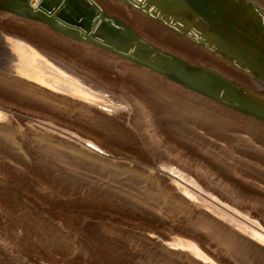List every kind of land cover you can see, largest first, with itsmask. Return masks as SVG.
<instances>
[{
  "label": "rangeland",
  "instance_id": "obj_1",
  "mask_svg": "<svg viewBox=\"0 0 264 264\" xmlns=\"http://www.w3.org/2000/svg\"><path fill=\"white\" fill-rule=\"evenodd\" d=\"M105 1V11L109 12L112 4ZM256 1L264 12V0ZM112 6L109 15L113 12L110 16L135 28L134 32L141 37L145 34L142 38L148 36L147 41L156 47L191 64L197 63L181 56L174 47L171 49L167 44H159L160 40L157 42L156 29L182 40L175 31L163 29L135 14L148 27L156 28L154 31L141 29L127 23V16H134V13L123 6ZM0 19V29L9 31L11 27L21 26L41 37L53 38L51 42L56 41L55 45L67 51H80L96 63L100 61L98 63L106 70L100 65L88 64L96 68L88 71L94 70L90 74L98 75L96 78H101L109 90L120 95L119 98L125 97L129 102H133L132 98H142L138 91L128 87L127 79L132 75L140 85L157 89L163 101L175 100L186 106L184 109L174 107L186 119L181 125L169 119L168 122L157 119L147 105L154 133L161 141L154 139V142L149 124L136 108H131L129 120H121L112 115L84 114L73 108L65 110L44 102L24 107L0 100L1 107L14 113L0 121V264H264V252L252 244L233 245L227 251L222 245L224 237L214 230L204 229L196 209L183 199L174 180L156 170L160 164L168 162L220 199L227 197L222 190L226 184L243 200L244 210L252 211L264 227V165L256 166L249 155L242 154L236 147L238 144L251 152L264 154V145L254 136L256 132H264L262 125L222 105L195 97L115 55L69 43L55 32L14 16H0ZM152 38L157 43L149 40ZM63 48L58 50L66 57ZM196 52L210 65L207 62L197 64L222 75L224 71L227 75L234 71L200 48ZM68 55L72 56L67 58L74 60L75 55ZM211 65L215 66L210 68ZM102 70L105 76L100 73ZM120 81H126L127 86ZM204 117L216 122H203L200 127L199 121H193ZM218 119L225 122H218ZM229 123L240 124L243 129L235 130ZM211 126L214 131H218L217 128L222 132H213ZM50 127L61 128L66 133L70 131L98 145L107 156L89 153ZM209 175L213 176V185L205 180ZM178 241L194 243L207 260L201 261L190 250H177Z\"/></svg>",
  "mask_w": 264,
  "mask_h": 264
},
{
  "label": "bare ground",
  "instance_id": "obj_2",
  "mask_svg": "<svg viewBox=\"0 0 264 264\" xmlns=\"http://www.w3.org/2000/svg\"><path fill=\"white\" fill-rule=\"evenodd\" d=\"M17 1L18 0H0V16H2V18L12 16L8 11H6V9L9 7L8 4ZM103 1L24 0L30 10L40 12L43 15V17H41L42 21L27 19L28 24L32 23L35 26L55 33V27H58L62 31H57V34L63 40L76 45L81 44V46L87 45L95 47L86 43L75 42L68 37H71L70 35L74 32L79 33L80 35L86 34V26L84 25L86 19H91L92 15L93 18H95L94 15L98 14L94 8V4H96L104 14L113 19L118 18L110 16L113 12L109 15L110 10L113 9L112 5L125 7L126 10L134 13V16L133 14L132 16L126 15L129 20L127 23L140 26L141 29L149 28L150 31L152 28L143 23L142 20H140V17H137L135 14L149 19L163 29H165V26L154 20L159 19L163 23H167L170 27L184 33L187 36V39L179 35L180 38H182V40L180 39L179 41L162 29H152L153 31L155 30V33H157L155 35L156 38H158L157 42L160 40L159 44H167L166 46H169L170 48L174 47L175 51L177 49L181 53V56L185 57L189 61H195L199 64H206L207 62V64L210 65L206 59H204L206 62H203L202 59H200L202 54L196 52V49L200 48V50L205 51L218 61L225 63L228 67L234 70L233 72L237 73V75H234L235 73L232 75L233 72H228L227 68L226 71L229 74L231 73L230 75L225 74V71L223 75L219 72L213 73L212 71H208L205 72L203 76H200L197 81L191 83L190 87L194 88L193 90L190 88L186 89L185 87H181L179 85H177V87L186 90L189 94L198 98L208 100L207 98L202 97L201 94L208 93L220 97L225 101V103L232 102L233 105H235L234 107L241 108L244 112L235 111L236 113H241L251 121L257 122L264 127V12L260 9V2L258 3L256 0H109L108 2V0H106L105 3L108 2V4H112V7H108L110 8L109 12H106L105 7L107 4L105 6ZM73 4L76 5V10L73 11H77V15H74L75 18H79V16L81 17V20L79 19L78 22L69 19L70 17L65 18V15L70 12L69 6H73ZM118 10H120V8ZM120 12L123 13L124 11L122 10ZM121 16L120 18H122ZM123 16L125 18V15ZM94 25L95 26L91 29V33L96 35L95 40H97L98 43L103 42L104 44L110 46L115 44L114 42L118 38L119 30H117V26L114 22L113 26H111L107 23L103 24L100 19L95 18ZM126 25L128 27L130 26L128 24ZM53 28H55V30ZM141 29L139 30L140 32ZM6 30L9 29L6 28ZM100 30L101 32H99ZM109 31L113 32L114 35H110ZM44 36L45 35L41 37L38 33L31 30H25L21 28V26H16L15 28L11 27L9 31L0 29V100H3L4 102H13V104L17 103L18 105L22 104L21 106L24 105V107L25 105H35L36 102H44L45 104H55L57 106L64 107L65 110L73 108L80 113L98 114L101 116L112 115L120 118L121 120H129V117L131 116V108H136L142 115L144 121L149 124L152 133V140L154 142V139L159 142L161 141L158 140V137L156 136L157 134L155 135L154 133V125L150 114L152 109L153 113H156L157 119H169L172 120V122L176 121L181 125L185 123L184 121L186 119L180 116L181 113L179 114L174 107H182L180 109H184L186 106L180 105L175 100L171 102L163 101L162 98H160L157 89L153 87L150 88L149 86L147 88V85H140L139 80L137 78L135 79L132 75H130L127 79V82L130 84L128 87L133 89L135 92L138 91V94H140L142 98H132L133 102H129L128 100L126 101V99H124L125 97L119 98L120 95L117 94V92L115 93V91L113 92L109 90V88L103 84L104 81L102 82V80H100L101 78L99 77L103 73V70L100 72L101 74L98 77L99 80L96 78L98 75L92 76V74H90V72L94 70H91L90 72L88 71V69H96L92 67L90 68L92 64L93 67H95L94 64H97L100 65V67H104L103 69L106 70L105 66L98 63L100 61L96 63L95 60L80 51L79 55L76 54L77 51L75 50H68V52L65 50V47L64 49L61 45L59 46V44L55 45L57 44L55 43V40V44L53 41L51 42L50 40L53 38L49 40V38H44ZM111 36H113V38H111ZM151 36L152 35H150V37ZM29 39H33L34 41L31 42ZM144 40L147 41L148 36L147 39ZM149 40H152L153 42L154 39L152 38ZM189 43L192 44L193 47ZM199 44L201 46H199ZM55 47L60 54H58L57 51H53ZM203 47L212 52L206 51ZM62 48L63 51L65 50L67 52V56L71 57L72 55L68 54H73L75 55V58L77 57V60L75 58L74 60L70 57L67 58V56L64 57V55L62 56L60 51ZM100 50L104 51V49ZM65 51L64 54L66 55ZM179 58L185 60L182 57ZM169 60V58H164L163 61L158 60L157 63L167 71L175 70V67L168 64L170 62ZM199 64L196 66H201ZM85 65H88L89 68L88 66L85 68ZM213 66L211 65L209 67L211 68ZM221 67L224 66L221 65ZM98 69L100 70L101 68H97V70ZM97 70H95V72ZM175 72L173 74L174 77L177 75ZM103 75L104 74H102V76ZM231 75L235 80L231 78ZM213 78L221 80L227 79L235 85L228 83V87H222L216 85ZM114 80H112V82ZM117 80L119 81V78ZM125 82L124 84L126 85ZM147 105L149 108L151 106L152 109L150 108L151 110H149ZM227 109L234 111L230 108ZM13 114H10V111H6L0 104V121L8 119V117ZM169 120H167V122ZM195 120L193 121H199L198 123L200 127L203 126V122H216L211 118L206 117ZM217 121L222 122L220 119ZM224 122L225 121L222 123ZM171 123L169 125H171ZM48 124L50 125V123ZM230 127L235 130H239L241 128L243 129L240 124H230ZM50 128L53 131H58V134H61L62 136L65 135L70 140H74V142L83 146V148L91 154L107 156L98 145L88 140H83L78 135H75L72 132L71 134L70 131L69 133H66L61 131V128H57L58 130L53 127ZM208 128L210 131L212 126L211 128ZM46 130L48 129L46 128ZM216 130L218 131H214L213 129V132H217L218 134L222 132L220 129L216 128ZM254 136L261 145H264V132H256V135ZM236 147L239 148V151L242 154L249 155L251 159L256 162V166L259 167L264 165V154H261L260 152H251L242 145L238 146L237 144ZM180 169L174 168L166 162L160 164V168L156 170L162 175L170 176L174 180L175 185L183 196V199L196 209L195 211L200 216L204 229L210 231L214 230L215 232L221 234L225 239L222 245L227 251H230L233 245L252 244L264 252L263 223L260 221L257 222V216L253 214L252 211L248 212L244 210L242 207L243 200H241L238 194L225 184V188L222 190L223 194L227 195V197L225 199H220L216 197L213 192L201 186L195 179L183 173V170L181 171ZM211 177L213 176L209 175V179L205 180H207L208 184L210 183L213 185L214 182L212 183ZM175 247L177 250H190L195 256L199 257L201 261L207 260L205 255L192 242L183 243L178 241V243L175 244ZM201 264H204V262H201Z\"/></svg>",
  "mask_w": 264,
  "mask_h": 264
},
{
  "label": "water",
  "instance_id": "obj_3",
  "mask_svg": "<svg viewBox=\"0 0 264 264\" xmlns=\"http://www.w3.org/2000/svg\"><path fill=\"white\" fill-rule=\"evenodd\" d=\"M74 4L73 6L72 5L69 6L70 12L68 11L69 14H66L65 18L70 17L69 19H72L75 22H78V20L81 17L79 16V18H75L74 15L75 14L77 15V11H73V10H76V5ZM8 5L9 7L6 9V11H8L10 15L14 16L15 18L22 19L25 21H28L27 19L33 20V21H37V20L42 21L41 17H43V15L40 12L30 10V8L28 7L27 3L24 2V0H18L17 2H12L11 4H8ZM94 8L96 9L98 13L96 14L97 17L96 15H94L95 18L100 19L103 24L107 23V24H110L111 26H113V22L116 24L117 30H119V33H118L117 40L115 39L116 41L114 42L115 46L114 45L110 46V45L104 44L103 42L98 43L97 40H95L96 35H93V33H91L92 27L95 26L94 25L95 18H93V15L91 19L87 18L84 23V25L86 26L85 27L86 34L80 35L79 33L74 32L72 33V35H70L71 37H68L69 39L75 42H78V43H86L88 45H92L97 48L104 49V51L112 55H115L133 65L146 69L160 76L161 78L169 81L170 83L179 85L181 87H185L186 89L190 88L191 90H193L194 88L190 87L191 83L194 81H197L200 78V76L204 75L205 72L212 71L202 66H196V65L190 64L187 61L182 60L181 58L171 53L161 50L160 48L154 46L153 44L145 41L140 35H138L136 32L130 29L125 23L121 22L118 19H113V18L108 17L106 14L103 13V11L100 10V8L96 4H94ZM154 21L164 25L166 28L175 31L178 35L187 39V36L184 33L176 30L173 27H170L167 23H163L159 19L158 20L155 19ZM55 28L53 29L56 31V33L57 31L58 32L62 31L58 27H55ZM99 32H101V30ZM109 32H110V35H114L113 32L111 31ZM111 38H113V36H111ZM199 46L201 45L199 44ZM203 49L208 50L205 47H203ZM208 51L212 52L210 50ZM164 58L170 59L169 60L170 62L168 64H170L172 67H175V70L167 71L165 68H162L157 63L158 60L163 61ZM174 72L177 73L175 77L173 76ZM212 72L214 73V71ZM213 80L216 85H219L222 87H228L229 85L228 83L232 85L234 84L233 82L228 81L227 79L221 80V79L213 78ZM201 94H202V97H205L214 103L222 105L226 108H230L234 111L243 112L241 108L234 107L235 105H233L232 102L225 103L223 99H221L220 97H217L216 95L208 94V93H201Z\"/></svg>",
  "mask_w": 264,
  "mask_h": 264
}]
</instances>
